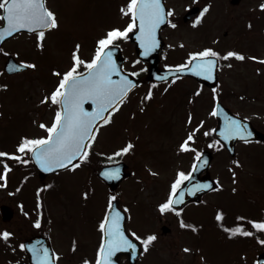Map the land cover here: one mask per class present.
Instances as JSON below:
<instances>
[{
	"label": "rangeland",
	"instance_id": "1",
	"mask_svg": "<svg viewBox=\"0 0 264 264\" xmlns=\"http://www.w3.org/2000/svg\"><path fill=\"white\" fill-rule=\"evenodd\" d=\"M227 1H211L214 5L210 6V13L207 12L208 15L205 17L207 45L223 54L229 50H236L238 44L237 48L246 56L264 58V36L258 35V27L264 26V16L253 21L252 26L255 29L249 31L252 35L247 34L246 31L242 32L241 29L250 17L248 12L256 11L260 4L264 3V0H245L234 8L230 7ZM166 2L170 9L174 10L173 14L179 16L193 4L194 0H166ZM46 3L47 7L56 13L59 27L49 30L50 32L47 31L43 49L37 47L34 35L25 34L11 38L0 47L4 49L3 52H6L5 55L0 52V67L2 60L8 54L15 55L18 61H28L37 65L36 68L30 67L26 73L1 78L0 85H8L7 88H1L0 91V127H3V130L0 131L1 150L16 149L17 144L24 136L42 135L40 128L34 124L47 115V103L42 104L41 100L55 88L60 79L54 75V70L63 73V70L70 66L75 44L81 45L80 51L84 58H90L94 52L95 41L105 34L109 27L126 26L129 21L128 16H122L120 13L121 6L126 5L128 0H46ZM221 5L225 7V10L222 11ZM225 31L228 33L227 36L223 35ZM163 36L167 39L163 61L168 65L182 61L187 53L200 50L205 46L202 41L200 42V36L188 24L180 25L173 30L167 29ZM181 43L183 47L180 46ZM118 44L123 48V55L126 57L127 66L124 65V67L142 72L141 64H133L135 60L133 47L128 39L118 41ZM169 45L181 48L173 52L171 48L174 47H169ZM250 59H245V61L236 58L223 59L219 70L217 92L225 105L240 115L254 119L257 125H261L264 120V66H260L259 71L257 69V75L255 73L257 78L255 75L249 76V74H254L258 67L254 63L255 61ZM229 64L231 67L228 66ZM245 76L246 80H244ZM180 83L172 85L163 93L160 89H154L152 99L143 101L148 103L147 106H139L135 110L149 89L147 84H140L129 97V100L134 104L133 108H131V104L128 105L131 110H135L133 120L138 125H131L129 121H126L124 116L129 114V110L125 108L113 117L111 125L105 128L106 132L103 134L101 132L100 137L103 138V143L99 145L97 142L93 146L103 161L108 157L102 156L100 153L111 154L123 146L124 141L130 140L134 146L139 142L136 152L121 157L126 164L133 165V170L136 169L135 177L130 181L128 179V183L126 181L125 185L115 191L117 198L119 197V205L120 202L129 205L131 219H128V229L132 228L140 232L146 230L145 233H147L151 227V232L156 233L157 236L154 245L149 246L145 254L141 256L139 264H163V261L164 264H253L254 255L264 248L263 245L252 239L254 235L249 237L250 240L243 235L229 237L226 228L243 224L246 229L250 228L255 232L256 230L252 229L249 221L264 219V145L237 146L235 160L239 161L240 170L237 165H233V162H229L230 158L227 154L222 150L217 151L211 169L212 175L219 181L220 188L204 198L205 202L202 204L205 205L187 208L180 217L186 224L196 226L195 230L186 227L190 234L178 226L176 218L174 220L167 213L158 214L155 207L167 194L165 193L167 186L176 177L174 176L175 170L179 168L185 170L192 160L189 152L177 151L178 145L186 138L188 132L201 121H203V127L199 132L203 135L206 123L210 120L208 114L210 105L214 103L213 92L210 90L203 87L199 90V95H195L192 93V88L196 84L191 81ZM243 88L248 97L240 99L244 93L242 92ZM167 94L170 95L167 96ZM190 99L192 104L189 103ZM49 109L54 110L55 105L49 104ZM190 114L192 118L194 117L191 124L188 123ZM126 123L129 128H133L130 134L136 136L125 137L122 141L125 135L123 133L116 135V132L121 125L125 126ZM213 123L214 120H212V125ZM201 138L199 142L202 141ZM114 159L116 157H112V160ZM91 164L90 172H94L92 168L97 163L93 160ZM150 169L156 175L151 174ZM233 172L236 173L235 176H233ZM85 173L82 171L83 175ZM12 174L15 177L19 176L16 171L14 173L11 171L10 175ZM82 177L85 179V176ZM138 179L142 180L144 185H141ZM29 183L38 185L36 179H31ZM65 185L80 189L82 194V196L74 198L72 203H63L64 207L72 209L69 216L74 224L76 237L81 233L77 241L81 242L84 230L88 234V230L91 228L90 241L99 240L100 235L94 233V229L98 226L97 218L103 209L104 199L106 203L109 191L106 189L107 192L106 190L103 192L99 181L94 178L84 182L81 177L67 176L65 184H63V191L69 196L70 191L65 189ZM85 192L88 193L87 197L84 196ZM163 193H165L164 197ZM48 194L45 199L46 211L57 212V219L63 218L65 209L55 203L54 195ZM24 198L28 200L25 195ZM1 200L15 206L13 196L3 190L0 191V202ZM86 201H89L90 205L80 210L79 207L85 205ZM149 202L152 203V206L148 209ZM143 205L147 206V213L141 209L145 208ZM221 211L224 213V217L223 220L218 221L216 215ZM91 213L89 225L86 223L89 220L86 216ZM17 214L15 219L27 223L29 231H31L30 222L35 216L31 215L30 222H27L23 219L20 209ZM239 217L246 219L240 220ZM162 223L170 227V235L160 236ZM86 224L90 226L88 230ZM142 224L144 227H141ZM53 226L65 227L63 223L60 225L56 222ZM59 227L53 228V236L59 245V252L71 264H81L84 256L81 253L69 252L68 241L71 240V237L69 234L66 235V230ZM83 227L84 230H80ZM187 235L189 236L186 237ZM257 235L259 234H255V236ZM87 236L89 237V234ZM3 242H0V264H7L15 260L16 257L9 253L7 243ZM85 243L83 242V245ZM185 249H189V251H185ZM59 261L60 264L66 262L63 257ZM10 264L16 263L11 262Z\"/></svg>",
	"mask_w": 264,
	"mask_h": 264
},
{
	"label": "snow or ice",
	"instance_id": "2",
	"mask_svg": "<svg viewBox=\"0 0 264 264\" xmlns=\"http://www.w3.org/2000/svg\"><path fill=\"white\" fill-rule=\"evenodd\" d=\"M260 8L264 10V3L260 4ZM173 11V9L166 10L162 0H128V3L120 8L121 15L129 17L128 23L126 26L109 27L106 33L96 40L94 52L90 58H84L81 55V45L77 43L72 51V62L67 71L61 73L59 70H54V75L60 79L50 94L45 95L41 100L42 104L56 105L52 122L50 124L39 123V127L45 130L46 135L24 136L17 144L16 152L0 151V157H8L27 165L29 159L24 158L27 156L45 172H55L61 169L75 171L82 163L88 161L93 152V145L97 141L100 127L113 121V114L121 108L132 90L137 87L136 81L130 79L126 71L117 63L114 53L119 46L118 41L129 39V33L138 29L135 33L136 39L143 49L142 55L148 56L150 52L160 46L157 32L161 25L167 23L173 28L177 26L169 19ZM208 11L209 6L206 5L193 21V25H199ZM0 21L3 22V26H0V41H4L6 37H11L21 30H27L36 35L37 47L41 49L44 48L43 41L46 31L59 27L56 13L47 7L46 0H0ZM180 46L183 47V44L181 43ZM169 47H174V45H169ZM3 51L4 49L0 48V52ZM229 58L244 60L245 56L235 50H229L222 54L212 47H205L189 52L185 62L167 65L166 67L170 69L169 75L173 77V82L180 78L178 73H192L206 80H215L216 71L221 67L220 60H228ZM251 59L264 62V58L256 56H252ZM135 63L137 61H133V64ZM228 66L231 67L230 64ZM28 67L36 68L37 65L28 61H20L18 64L8 66L9 71ZM137 75L136 71L131 72V76ZM159 79H167V76L159 77ZM7 87V84L0 85V88ZM213 92L215 97L216 90L214 89ZM195 95H199V90ZM152 96L153 92L149 89L144 100H150ZM215 98L218 101V97ZM86 104H89V107H86ZM220 112V105L217 102L209 114L218 116ZM191 121L192 116L190 114L189 124ZM201 127H203V121L188 132L186 138L178 145V152H194L195 161L191 171L177 170L176 178L170 185L167 199L158 205L162 214L171 211L179 216L183 209H178L175 206L183 203L185 193L195 195L197 191L213 188L212 183H190L193 179V172L197 170L196 162H199V167H204L207 163V158L203 157V153L195 147V134ZM210 131L216 132L217 130L213 128ZM204 135L208 136L209 131H205ZM218 135L224 141L240 138L248 142L247 137L252 136L253 133L246 127L244 121L231 117L225 112L224 124L219 129ZM221 139L213 140L209 147H223ZM133 147V143L129 140L111 154L100 153V155L108 157L105 161L106 164L118 165V161L112 160V157H122L129 153ZM0 163H3V173L0 174V180L4 181L0 187H5L7 175L12 169L7 160L0 161ZM235 163L239 164V161ZM149 171L156 175L151 169ZM100 175L107 180H119L121 168L119 166L105 167ZM235 175L236 173L233 172V176ZM24 179L27 180V177ZM186 181L189 182L187 186L185 185ZM45 187H51V185H45ZM40 191L38 189V197ZM84 196L87 197L88 193L85 192ZM115 201H117V196L110 195L105 214L98 222L101 240L94 262L84 259L81 264H116L114 258L118 252L132 250L135 254L137 244L132 238L143 244L145 252L156 240L155 234L142 237L136 231L126 229L124 219L128 209L125 207L122 210L114 203ZM38 206H42V204H38ZM21 210L23 211V205H21ZM24 214L28 215L27 212ZM223 217L222 211L216 215L218 221L223 220ZM238 219L244 220L246 218L239 217ZM249 223L252 229L264 232V219H251ZM180 225L181 227L196 229L195 225L186 224L182 218ZM34 226L37 228L41 226L40 218L34 221ZM226 231L229 237L252 236L254 234L253 231L246 229L243 224L226 228ZM13 235L14 233L4 230L0 232V239L10 243V238ZM259 243L264 245V239H259ZM75 247L76 244L73 242V250ZM19 248L30 250L35 264H57L59 254H53L40 241L33 244L22 242L19 244ZM185 251H189V249H185ZM256 264H264V261L257 260Z\"/></svg>",
	"mask_w": 264,
	"mask_h": 264
},
{
	"label": "water",
	"instance_id": "3",
	"mask_svg": "<svg viewBox=\"0 0 264 264\" xmlns=\"http://www.w3.org/2000/svg\"><path fill=\"white\" fill-rule=\"evenodd\" d=\"M161 26H163V25H161ZM21 31H27V30H21ZM131 40L134 41V42H136V52H137L138 57L141 58V59H143V60H145V61L150 62V64H151L150 70H149V78H159V77H163V76H167V77L168 76H171V75H169L170 71L159 72L157 70V54H158V52L160 50L159 47L156 48L154 51L150 52L148 56H144V55H142L143 49L140 47V42L136 39V35L133 34V37L131 38ZM114 55H115V58L117 60V63L121 66L122 58L119 55V52L117 50L115 51ZM11 64H16V63L10 58L5 63V66H4V68L6 69L7 72L13 73V72H17V71L22 70V69H19V70L9 71L8 66L11 65ZM177 75H190V76H194L199 82H202V83H204V84H206V85H208L210 87H213L215 85V83H216V80H206L205 78L195 76L192 73H178ZM129 78L132 79L130 76H129ZM85 106L86 107H89V104H86ZM220 109H221L220 115L217 116L219 122H218L217 131H216V136L219 139H221V138L219 137L218 133H219V129L221 127H223V124H224V113L226 112L229 116L234 117L233 115L230 114V112L227 109L223 108L221 105H220ZM234 118H236V117H234ZM251 130H252L253 135L250 136V137H247V138H249V139H262V140H264V136L262 134H260L258 132H255L252 128H251ZM238 139H240V138H233V139L228 140V141H224V140L221 139V142L228 149L233 150V144ZM205 157L207 158V160L210 159V156H209L208 153H205ZM258 260L264 261V253L261 256L258 257Z\"/></svg>",
	"mask_w": 264,
	"mask_h": 264
},
{
	"label": "flooded vegetation",
	"instance_id": "4",
	"mask_svg": "<svg viewBox=\"0 0 264 264\" xmlns=\"http://www.w3.org/2000/svg\"><path fill=\"white\" fill-rule=\"evenodd\" d=\"M244 1L245 0H240L238 4L243 3ZM199 7H200V9L203 8V6H199ZM248 13L251 14L250 12H248ZM252 13H256L257 14L256 16H254V19H256V18L258 19L261 16H264V10H262L260 7H258L256 9V11H254ZM193 21H194V19H192V21H190V24H193ZM258 29H259V32L264 33V26L263 25L258 27ZM257 128L262 130V131H264V125H261L260 127H257ZM240 145L243 146L245 144L241 143V144H239V146ZM26 159H28V158H26ZM0 161H2V157H0ZM1 167H2V163H0V171H1ZM27 174H33V170L31 168L28 169ZM27 174H25L23 176V178H25ZM49 177H51V176L49 175V176L45 177V179L43 181H47ZM29 189L31 191L34 190V188H32V187H29ZM42 190H43V192H45L47 190H51V187H45V185L43 184V187H42V189L40 191V195L41 196H42ZM15 191H16V189H15ZM190 205L191 204H187L182 209L184 210L186 207H188ZM15 216H16V213H15V210H14L13 217L11 218L10 221H8V222L0 221V232L8 229L10 232L14 233L13 237H11V238H13V243L16 246L18 239H21L23 241L26 238L25 236L28 235L29 233H28V229H27L28 228V224L25 223V222L19 221V219H15ZM17 216H18V214H17ZM30 224H33V222H30ZM97 249L98 248H97L96 244H94L93 242H91V244L84 245V251L87 252V255H85V257H93V258H95L96 254H97Z\"/></svg>",
	"mask_w": 264,
	"mask_h": 264
}]
</instances>
